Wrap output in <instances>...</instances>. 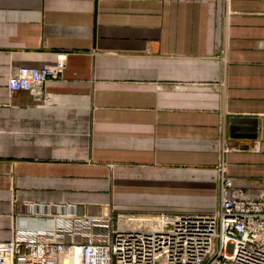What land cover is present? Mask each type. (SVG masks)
Returning <instances> with one entry per match:
<instances>
[{"label": "crops", "instance_id": "0c3cea01", "mask_svg": "<svg viewBox=\"0 0 264 264\" xmlns=\"http://www.w3.org/2000/svg\"><path fill=\"white\" fill-rule=\"evenodd\" d=\"M59 59L47 100L8 88ZM221 163L264 189V0H0V241L59 208L210 212Z\"/></svg>", "mask_w": 264, "mask_h": 264}, {"label": "built area", "instance_id": "2783aa9c", "mask_svg": "<svg viewBox=\"0 0 264 264\" xmlns=\"http://www.w3.org/2000/svg\"><path fill=\"white\" fill-rule=\"evenodd\" d=\"M64 66H19L7 86L47 100L45 84ZM218 181L219 204L206 213L59 208L52 228H17L0 241V264H264V189L243 190L224 163Z\"/></svg>", "mask_w": 264, "mask_h": 264}, {"label": "water", "instance_id": "95a60500", "mask_svg": "<svg viewBox=\"0 0 264 264\" xmlns=\"http://www.w3.org/2000/svg\"><path fill=\"white\" fill-rule=\"evenodd\" d=\"M244 120H242V118H236L234 120L231 121L232 125L230 127V130H231V133H236V135H238V131H242L241 129V123L243 122ZM249 124H251V126H248L250 128H247L246 130H243V131H248L249 133L250 132H255V124H254V121H249L248 122ZM234 134H232L233 136Z\"/></svg>", "mask_w": 264, "mask_h": 264}]
</instances>
